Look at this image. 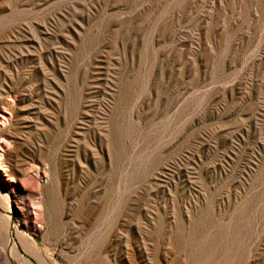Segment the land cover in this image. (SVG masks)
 <instances>
[{
  "label": "rangeland",
  "instance_id": "rangeland-1",
  "mask_svg": "<svg viewBox=\"0 0 264 264\" xmlns=\"http://www.w3.org/2000/svg\"><path fill=\"white\" fill-rule=\"evenodd\" d=\"M1 104L52 264H264V0H0Z\"/></svg>",
  "mask_w": 264,
  "mask_h": 264
},
{
  "label": "bare ground",
  "instance_id": "bare-ground-1",
  "mask_svg": "<svg viewBox=\"0 0 264 264\" xmlns=\"http://www.w3.org/2000/svg\"><path fill=\"white\" fill-rule=\"evenodd\" d=\"M10 106L1 104L0 107V264H10L11 260L17 264H33L20 252L18 244L26 254L33 257L38 264H52L44 258L36 242L27 239L21 232L20 219L24 226L36 225L46 216L45 205L40 199V187L35 182L41 167L25 173L21 164H10L6 145L5 132L3 131L9 119ZM3 175V179L1 178ZM39 227V226H38ZM15 228V238H13Z\"/></svg>",
  "mask_w": 264,
  "mask_h": 264
}]
</instances>
